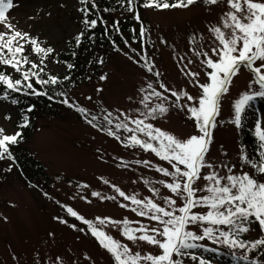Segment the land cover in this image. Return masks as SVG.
<instances>
[{
  "label": "rangeland",
  "instance_id": "rangeland-1",
  "mask_svg": "<svg viewBox=\"0 0 264 264\" xmlns=\"http://www.w3.org/2000/svg\"><path fill=\"white\" fill-rule=\"evenodd\" d=\"M80 9V0H13V7L6 15L18 30L38 37L43 47L50 46L55 50L45 60V73L63 75L68 68L56 57L66 51L77 34L84 30ZM228 10L226 2L215 6L200 2L187 9L142 8L141 16L151 38L152 59L156 70L161 73L160 80L170 89H183L194 97L200 95V89L195 86L191 77L181 72V68L191 59L193 63L188 64L184 71L199 72L200 82H207L206 69L200 63L204 57L197 58L191 49L207 51L211 55L210 50L216 46V42L209 28L220 25L223 13ZM0 31L6 29L0 25ZM193 38L196 42L190 43ZM161 39L166 43H161ZM26 50L29 58L39 63L40 57L32 53L30 45H26ZM181 57H184L183 62ZM106 69V80L93 76L89 83L81 84L73 92V98L93 111H110L114 116H120L121 120H124L121 113L137 117L144 111L143 105L139 103L143 96L139 89L146 87L149 81L158 87L155 76L141 69L124 52H116ZM0 71L10 74L13 79L20 78L9 67L0 65ZM253 76L254 73L241 68L232 79L229 93L222 98L220 114L216 117L217 127L213 132V144L208 158L216 163H235L237 168L234 171H244L246 167L240 168L241 134L231 122L234 119L233 103L249 90V82ZM256 87L254 85L253 90ZM97 89L102 91L97 92ZM165 95L169 97L165 101L169 105L168 114L147 122L181 139L198 134L193 121L187 118L186 111L174 107L175 98L169 92ZM87 97L92 99L88 100ZM156 102L158 101L154 99L153 103ZM180 103L190 102L182 99ZM252 104L253 107L244 115V127L251 133L254 121L251 118L254 113L264 118V98H258ZM7 116L11 119H6ZM17 116L16 107L0 99V127L5 130V134L17 132ZM36 125L27 147L45 166L48 180L41 183V186L50 197L25 185L16 173H8L5 181L0 184V264H115L112 255L99 245L97 239L87 231V227L74 218L70 219L62 205L72 207L78 214L93 221L96 217H111L114 220L127 217L130 221L141 220L146 224H154L146 218L138 217L130 208L120 207V203L130 202L119 197L113 185L128 195L136 194L139 199L152 196L162 204L160 197L153 196L150 189L159 188L162 196L170 195L162 185L156 183L169 178L158 173L155 167L137 164L135 161L147 160L152 165L170 166L150 152L138 147H126L124 141L130 133L118 132L121 139L117 140L81 123L70 113L61 119H40ZM129 126L135 127L130 123ZM113 131H116L114 127ZM225 152L226 156L223 155ZM221 171L226 174L223 169ZM146 180L149 181L148 184H145ZM258 180L262 181L264 178ZM203 183L201 180V186ZM94 191L99 192L100 197L92 196ZM106 196H116L117 200L101 199ZM199 211L205 212L206 209ZM57 216L67 219L69 224H75L77 228H85V232L59 223L54 219ZM105 230L115 239L128 244L133 252L160 254L161 250L156 246L144 242L133 244L126 240L119 228L109 227ZM194 230L199 231L198 228ZM260 236V231L251 226V231L242 237L256 240ZM201 243L218 247L207 240ZM194 251L201 255V250ZM235 251L246 253L240 249ZM204 258L211 264H226L218 259ZM184 264L198 262L185 257Z\"/></svg>",
  "mask_w": 264,
  "mask_h": 264
},
{
  "label": "snow or ice",
  "instance_id": "snow-or-ice-1",
  "mask_svg": "<svg viewBox=\"0 0 264 264\" xmlns=\"http://www.w3.org/2000/svg\"><path fill=\"white\" fill-rule=\"evenodd\" d=\"M200 2L212 6L226 2L229 10L223 13L220 25L209 28L216 42V46L210 50L211 55L207 51L191 49L197 58L204 57L200 63L206 69L207 82H200L199 72L184 71L188 64L193 63L191 59L181 68V72L191 77L195 86L200 89L198 97L192 96L183 89L172 90L160 80L161 73L155 70V62L144 47L148 29L144 26L137 10V0H121V8L126 12L134 13L133 19L140 24L139 39L142 46V53L137 52L125 39V46L135 56L124 54L147 73L153 74L158 85V87L154 86L149 81L146 87L139 89L143 94L139 103L143 105L144 111L135 118L121 113L120 115L124 116V120H121L120 116H114L112 112L104 110L101 117L93 114L86 107L70 102L65 92L55 93L63 97L61 103L74 107L92 127L106 132L117 140L121 139L118 132L130 133L131 135L126 136L124 141L126 147H138L145 152H150L170 166L168 168L152 165V162L147 160L135 161L137 164L153 166L158 173L169 178L158 180L156 183L162 185L170 195L162 196L159 188L150 189L153 196L160 197L162 204L154 200L152 196L139 199L136 194L128 195L113 185L118 196L130 202V204L120 203V207L130 208L138 217L146 218L154 224H146L141 220L130 221L127 217L123 220L96 217L93 221L78 214L72 207L62 206L66 207L68 215L87 227V231L97 239L99 245L112 255L115 264H184L185 257L198 264H211L209 260L194 251L199 249L203 252H219L218 247L201 243L205 240L227 249H242L246 253H254L256 249L264 248V236L255 241L242 239L244 234L251 231L253 223H258L261 231L264 232V182L255 178L257 175H264V127H262L264 118L254 113L252 134L258 142L256 149L258 158L251 157L244 146H241L239 153L240 168L247 166L253 174L248 171H234L237 168L235 163H216L208 158L222 98L229 93L232 79L241 68H246L254 73V76L249 82V90L242 93L233 103L234 119L231 122L237 129L244 127V115L253 107L252 102L258 98H264V0H172V2L144 0L140 7L156 10L187 9ZM80 3L84 5L91 3L93 9L97 7L95 0H80ZM12 7L13 0H0V25L6 29V31H0V65L11 68L20 75V78L13 79L10 74L0 71V85L4 88L0 99H9L12 92L43 95L54 99L55 96L49 95L47 90L37 89L32 82L33 79L36 84L44 88V86L61 85L63 81H71V77L66 75L61 79L58 75L47 74V78H44L41 75L45 73L47 67L45 60L55 50L50 46L43 47L38 37L18 30L6 15ZM80 11L84 15L82 22L86 30L95 29L98 19L102 24L107 23L99 17L89 19L91 10L87 7ZM104 11H110V9H104ZM111 28L123 38L119 20L114 21ZM132 31L135 34L136 30L132 29ZM107 34L108 28H105V35ZM84 36L85 31H81L75 37L77 47L81 45ZM133 40H136L135 35ZM147 42L150 43V37ZM195 42V38L190 40V43ZM112 43L119 50L114 40ZM161 43L166 41L161 39ZM26 45H30L32 53L40 57L39 63L29 58ZM180 59L183 62L184 57ZM98 63L103 64V58H100ZM66 66L68 69L75 67L71 63H67ZM100 79L106 80L107 73L101 75ZM254 85L257 86L255 90H253ZM99 91L102 90L97 89V92ZM166 92L175 98V108L186 111L187 118L193 121L198 134L181 139L147 122L149 119L156 120L168 114L169 105L165 101L169 97L165 95ZM87 99L91 100L92 97ZM154 99L158 102L153 103ZM182 99L190 103L181 104ZM11 102L19 103L15 98ZM32 107L34 106H30L27 111H32ZM5 118L11 119L10 116ZM24 121L19 127L28 126L27 116L24 117ZM129 123L135 127H130ZM113 127L116 131H113ZM20 139H22L21 132L17 131L9 135L5 134V130L0 127V159L14 160L10 145L17 144ZM223 155L226 156L227 153ZM222 169L226 174H222ZM201 180L204 181L202 186ZM104 183L107 184L108 181ZM148 183L149 181L146 180L145 184ZM91 195L100 197L101 194L94 191ZM101 199L116 201L117 197L106 196ZM199 209H206V211L201 212ZM54 219L73 230L85 232V228H77L75 224H69L67 219L59 216ZM109 227L119 228L121 235L133 244L144 242L158 247L161 250L160 254L133 252L128 244L115 239L105 230ZM196 228L199 231L194 230ZM242 259L247 260L249 256L244 254ZM57 260L60 258L57 257ZM252 264H264V257L260 260L253 259Z\"/></svg>",
  "mask_w": 264,
  "mask_h": 264
},
{
  "label": "trees",
  "instance_id": "trees-1",
  "mask_svg": "<svg viewBox=\"0 0 264 264\" xmlns=\"http://www.w3.org/2000/svg\"><path fill=\"white\" fill-rule=\"evenodd\" d=\"M144 0H137V10L141 16V10L143 7H140ZM170 2V0H169ZM97 7L95 9L92 8L91 3L84 5L81 4V8L87 7L91 10V14L88 17L89 19L94 18H102L107 21L106 24H102L99 22L95 29L86 30L84 25L85 36L82 39V43L79 47L76 46L75 40L70 44L67 50L57 56V60L67 65V63L73 64L75 67L73 69H68V71L64 75H58L61 79L64 76H70L71 81H63L61 85L56 86H44L41 88L39 84L35 83V79H33L34 86L39 90H47L49 95H54V99H49L47 96H36V95H25L23 92L15 93L12 92L10 94L9 99H3L8 102H11L13 98L17 99L19 103L14 104L18 111V116L15 119V125L17 131L21 132L22 139L15 145H10V150L12 152L14 160L12 159H0V184L5 181L8 176V173L13 172L25 183V185L35 189L39 193L47 196L50 195L48 192L41 186V183H45L48 180V174L45 170V166L42 162H40L33 152H31L27 147V142L30 135L37 128V121L43 118L47 119H61L66 116L68 113L73 114L74 117L83 124L90 126L98 130L95 127H92L90 124L86 123L82 118V114L75 110L74 107H69L67 104L61 103L60 101L63 97L55 95V93H59L61 91L65 92L70 102L74 104H78L79 106L86 107L79 103L77 100L73 98V92L84 83H89L93 76L100 78L101 75L107 73V65L109 64L110 59L115 55L116 52H124L128 53V56H133L130 49L125 46L124 40L126 39L128 43L131 45V48L137 50V52L142 53V46L139 39L140 32V24L133 19L134 13H129L124 11L121 8V0H95ZM125 3V7H126ZM104 9H110V11H104ZM154 9V8H152ZM84 19V15L82 12V20ZM120 21V31L123 33V38L118 35L112 28L111 25L114 21ZM141 20L144 26L147 28L146 22L143 20L141 16ZM105 28H108V34L105 35ZM132 29H135V34ZM135 35L136 40H133V36ZM91 37V38H89ZM149 32L146 34L144 47L147 49L148 55L152 58V49H151V38L150 43L147 42L149 38ZM115 41L119 46V50L113 46L112 41ZM75 53V55H73ZM103 58L104 63H98V60ZM138 59L139 57H135ZM141 69H143L140 65H138ZM144 70V69H143ZM156 70V69H155ZM154 70V71H155ZM146 71V70H144ZM151 74V73H149ZM44 78H47V74H41ZM4 92V88L0 85V95ZM12 103V102H11ZM13 104V103H12ZM30 106L32 107V111H27ZM87 108V107H86ZM89 109L93 114L98 116H103L104 111L98 110L93 111ZM28 117V126L27 127H19L22 125L24 121V117ZM240 130L239 141L241 146H244L249 153V155L253 158H258L256 149H257V140L250 132V130L246 127H243ZM100 131V130H98ZM103 134H107L104 131H100ZM108 135V134H107ZM109 136V135H108ZM113 137V136H109ZM248 146V148H247ZM10 169V170H9ZM244 171H248L250 174L252 170L246 166ZM256 179L264 178V175L255 176ZM41 179V180H40ZM40 180V181H39ZM261 182H264L262 180ZM62 206L69 207L68 205L63 204ZM66 207L63 209L66 211ZM68 215V214H67ZM68 217L71 219L70 215ZM75 219V218H74ZM77 220V219H76ZM82 224V222L79 221ZM252 226H255L259 231H261L258 223H253ZM262 232V231H261ZM264 236V232H262L261 238ZM243 239V238H242ZM247 241H255L245 239ZM219 252H203L201 255L203 257H207L208 259H218L220 261H224L226 264H252L253 259L260 260L264 257V248H259L254 251V253H244L249 256V259H242L241 251H235L231 249H227L222 245H219ZM242 250V249H240Z\"/></svg>",
  "mask_w": 264,
  "mask_h": 264
},
{
  "label": "bare ground",
  "instance_id": "bare-ground-1",
  "mask_svg": "<svg viewBox=\"0 0 264 264\" xmlns=\"http://www.w3.org/2000/svg\"><path fill=\"white\" fill-rule=\"evenodd\" d=\"M255 119V117L253 116L252 118H251V120H254ZM264 124H262V126H263Z\"/></svg>",
  "mask_w": 264,
  "mask_h": 264
}]
</instances>
